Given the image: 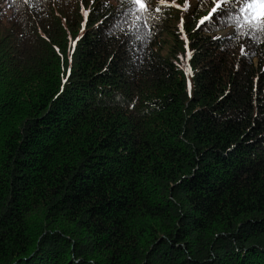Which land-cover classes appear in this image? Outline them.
Masks as SVG:
<instances>
[{
	"label": "trees",
	"instance_id": "obj_1",
	"mask_svg": "<svg viewBox=\"0 0 264 264\" xmlns=\"http://www.w3.org/2000/svg\"><path fill=\"white\" fill-rule=\"evenodd\" d=\"M184 3L0 0V264H264V42Z\"/></svg>",
	"mask_w": 264,
	"mask_h": 264
},
{
	"label": "snow or ice",
	"instance_id": "obj_2",
	"mask_svg": "<svg viewBox=\"0 0 264 264\" xmlns=\"http://www.w3.org/2000/svg\"><path fill=\"white\" fill-rule=\"evenodd\" d=\"M24 2H27V0H24ZM127 2L130 6L126 12V16L133 18V26H135V21L145 18L144 14H148L149 18H151L152 9L150 8V0H127ZM204 2H207V0H201V3ZM212 2L214 6L208 15L200 19L197 27L212 20L214 15L226 17L234 25V38L240 39L246 36L254 42H264V0H212ZM159 3L163 5L166 3V0H159ZM171 3L180 7V5L175 4V0H171ZM189 7V0H185L183 5L184 10L187 11ZM161 11L160 7L155 9L157 13ZM84 15L87 17L88 12L85 11ZM189 55L191 54L189 53ZM187 71L190 72V69Z\"/></svg>",
	"mask_w": 264,
	"mask_h": 264
}]
</instances>
